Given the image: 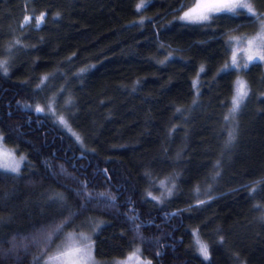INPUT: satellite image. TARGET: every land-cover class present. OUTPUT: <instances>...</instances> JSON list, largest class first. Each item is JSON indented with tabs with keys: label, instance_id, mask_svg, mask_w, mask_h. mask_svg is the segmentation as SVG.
<instances>
[{
	"label": "trees",
	"instance_id": "16d2710c",
	"mask_svg": "<svg viewBox=\"0 0 264 264\" xmlns=\"http://www.w3.org/2000/svg\"><path fill=\"white\" fill-rule=\"evenodd\" d=\"M190 2L152 0L138 12L141 0H0V60L9 62L0 135L26 157L18 174L0 170V264H43L63 237L48 246L41 230L71 213L64 232L92 233L101 262L139 248L151 264H264V61L221 71L228 36L253 20L186 24L177 17ZM253 2L264 13V0ZM237 78L249 96L225 121ZM53 99L71 132L48 114ZM160 181L175 185L171 196ZM80 182L91 202L77 195ZM33 237L42 242L24 251Z\"/></svg>",
	"mask_w": 264,
	"mask_h": 264
},
{
	"label": "snow or ice",
	"instance_id": "6c2138e0",
	"mask_svg": "<svg viewBox=\"0 0 264 264\" xmlns=\"http://www.w3.org/2000/svg\"><path fill=\"white\" fill-rule=\"evenodd\" d=\"M152 0H141V3L137 5V11H141L143 8L147 7V4L151 3ZM181 9L183 14L177 17L179 20L185 22L186 24H196L201 26H210V22L215 19L222 18L223 15H232L240 16L241 14L247 15L253 20V23L257 24V31L251 37H240V36H228L225 47L232 51L230 58V63H225L221 71L228 70L230 68L241 69L248 68L250 63H256L258 61H264V13L257 12L253 4L248 2V0H191L190 3L185 4L181 3ZM145 18H141L140 24L144 23ZM150 19V18H147ZM29 22V17H25V23ZM44 22V15L41 14L36 20V25L39 27ZM246 42V47H233L234 43L239 45ZM19 40L16 41V44H19ZM11 45L9 46V51L11 50ZM245 53L247 56L246 62L241 65L238 63V54ZM8 60H0V74L7 75L8 73ZM86 69H81L83 72ZM203 71V68H201ZM47 77H44L46 80ZM44 80L41 81L43 84ZM39 87V85L37 86ZM249 96V89L247 82L243 79L237 78L235 81L234 95L231 98V108L229 114L224 117L225 121L234 120L236 114L243 107L246 99ZM55 103L54 99L48 104V114H51L56 117V120L59 124L63 125L65 128L71 132V127L68 121L63 115H57L56 109L53 107ZM67 104H71L72 101L69 99ZM30 107V106H28ZM35 111L37 113H44L45 108L41 106H36ZM179 111V109L177 110ZM235 128H233L228 133V141L226 142V147L231 145L235 140ZM76 135L74 132L72 133ZM3 136L0 135V170H6L12 174H18L20 172L21 164L26 160L25 156H20L17 158L15 155V150L7 148L3 143ZM76 139L79 141V136H76ZM220 162L217 161L216 167H219ZM219 171L216 172L215 176L212 177L213 180L219 176ZM74 179V178H73ZM264 183V182H260ZM161 187L164 189L165 197L171 196L173 194L172 187L166 186V181H160ZM257 189L253 188V192ZM77 195L84 196L88 202H91L94 199V196L91 193L86 192V184L80 182V188L75 190ZM200 189L197 188L196 192L199 193ZM97 196H104L105 194L99 193ZM151 195V193H148ZM251 195V193H250ZM211 198V197H209ZM51 200L54 202L67 207V198L63 193H54L51 197ZM109 203L115 202V197H107ZM153 200H159L157 197H152ZM206 201L199 200L198 204H204ZM76 213H71V215L66 218L62 223L55 225L51 229L45 228L41 230L40 236L43 238V242L50 246L53 242L54 237H63L60 244L56 245V251L52 255H47L46 252L42 251L40 255L34 257L35 261H41L43 256L47 255V259L43 260V264H96L94 257L92 255V242L91 238L84 233L77 234L75 231L70 233H65L64 229L71 222L72 218ZM134 219V218H132ZM194 236V246L199 254L207 260L209 258L208 245L204 243L198 233H193ZM41 239L33 237L28 243H21L20 247L24 251H27L29 247L36 246L41 243ZM15 248V246H14ZM140 249L137 248L135 251L130 253L124 260H117L114 264H151V261L143 262L140 260L138 253Z\"/></svg>",
	"mask_w": 264,
	"mask_h": 264
},
{
	"label": "rangeland",
	"instance_id": "374dc122",
	"mask_svg": "<svg viewBox=\"0 0 264 264\" xmlns=\"http://www.w3.org/2000/svg\"><path fill=\"white\" fill-rule=\"evenodd\" d=\"M248 2L252 3L254 9L258 12V10H257V8H256V6H255V4H254V2H253V0H248ZM185 10H186V9H185ZM256 31H257V24H256V23H253V24H251V25L247 28V31H244V32H242V34H239V35H237V36H240V37H251L252 35L255 34ZM246 46H247V45H246V42H244V43H241V44H239V45H237V44L234 43V46H233V47H234V48H235V47L244 48V47H246ZM246 60H247V56H246L245 53L241 52V53L238 54V63H240V64L242 65V64H244V63L246 62ZM15 155L17 156V158L20 157V155H18V154H16V153H15ZM21 165H22V164H21ZM85 232H87V231H85ZM84 234L87 235V236H89V237L91 238V242H92V245H93V247H92V255H93V257H94V260H95L96 264H114L115 261H111V262H101V261L95 256V253H94V239H93V236H91L92 233L87 232V233H84ZM55 251H56V250H54L50 255L54 254ZM131 253H132V252H131ZM138 255H139L141 261H143V262L148 261L147 259H144L139 253H138ZM126 257H127V256H126ZM126 257H125V258H126ZM125 258H124V259H125ZM46 259H47V257H46ZM124 259H122V260H124Z\"/></svg>",
	"mask_w": 264,
	"mask_h": 264
}]
</instances>
